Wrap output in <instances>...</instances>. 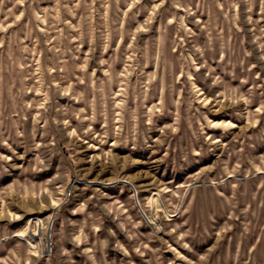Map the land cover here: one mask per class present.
Listing matches in <instances>:
<instances>
[{
	"label": "rangeland",
	"instance_id": "rangeland-1",
	"mask_svg": "<svg viewBox=\"0 0 264 264\" xmlns=\"http://www.w3.org/2000/svg\"><path fill=\"white\" fill-rule=\"evenodd\" d=\"M0 264H264V0H0Z\"/></svg>",
	"mask_w": 264,
	"mask_h": 264
},
{
	"label": "bare ground",
	"instance_id": "bare-ground-1",
	"mask_svg": "<svg viewBox=\"0 0 264 264\" xmlns=\"http://www.w3.org/2000/svg\"><path fill=\"white\" fill-rule=\"evenodd\" d=\"M30 246H31V242H29ZM33 245V244H32Z\"/></svg>",
	"mask_w": 264,
	"mask_h": 264
}]
</instances>
